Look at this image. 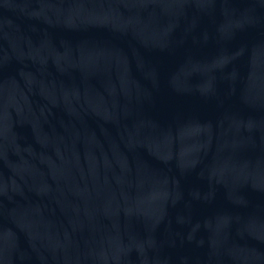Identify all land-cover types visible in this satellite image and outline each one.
<instances>
[{"label": "water", "instance_id": "obj_1", "mask_svg": "<svg viewBox=\"0 0 264 264\" xmlns=\"http://www.w3.org/2000/svg\"><path fill=\"white\" fill-rule=\"evenodd\" d=\"M124 51L264 62V0H0V67Z\"/></svg>", "mask_w": 264, "mask_h": 264}]
</instances>
